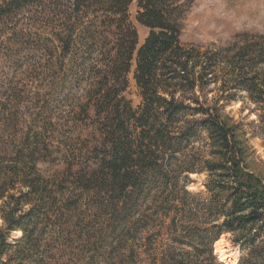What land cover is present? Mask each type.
<instances>
[{
  "label": "trees",
  "instance_id": "obj_1",
  "mask_svg": "<svg viewBox=\"0 0 264 264\" xmlns=\"http://www.w3.org/2000/svg\"><path fill=\"white\" fill-rule=\"evenodd\" d=\"M194 1L0 0V264H264V32L184 44Z\"/></svg>",
  "mask_w": 264,
  "mask_h": 264
},
{
  "label": "rangeland",
  "instance_id": "obj_2",
  "mask_svg": "<svg viewBox=\"0 0 264 264\" xmlns=\"http://www.w3.org/2000/svg\"><path fill=\"white\" fill-rule=\"evenodd\" d=\"M135 11V3H132L129 8L130 19L137 31L138 43L141 44L147 35V29L136 22ZM243 31L264 32V0H195L184 21L180 40L184 44L208 45L224 42L235 33ZM128 78L129 86L124 95L131 101L133 107H137L140 98L131 73ZM226 111L236 121L244 124L250 136L249 122L255 118V115H249L247 108L241 109L239 102L228 105ZM249 144L254 150L251 169L264 180L262 141L254 137L249 140ZM190 177L193 181L190 185L194 186L192 190H204L202 185L204 175H191ZM11 237H16V235L12 233ZM222 239L231 251L238 252L240 259L243 249L232 243V236L225 233ZM216 258L218 260V257Z\"/></svg>",
  "mask_w": 264,
  "mask_h": 264
},
{
  "label": "bare ground",
  "instance_id": "obj_3",
  "mask_svg": "<svg viewBox=\"0 0 264 264\" xmlns=\"http://www.w3.org/2000/svg\"><path fill=\"white\" fill-rule=\"evenodd\" d=\"M188 187L189 189L194 188V186L192 185ZM17 234L19 235L20 233L18 232ZM223 235H221L219 239H217L214 242V245H213L214 253L215 255H217L218 260L224 264H237L239 261L238 252L231 251L228 245L224 244L223 239H222Z\"/></svg>",
  "mask_w": 264,
  "mask_h": 264
}]
</instances>
